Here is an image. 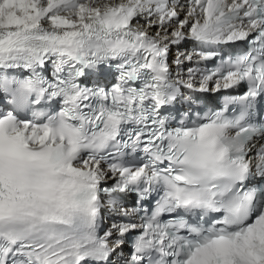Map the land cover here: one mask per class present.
<instances>
[{"label": "snow or ice", "instance_id": "obj_1", "mask_svg": "<svg viewBox=\"0 0 264 264\" xmlns=\"http://www.w3.org/2000/svg\"><path fill=\"white\" fill-rule=\"evenodd\" d=\"M0 264H264V0H0Z\"/></svg>", "mask_w": 264, "mask_h": 264}]
</instances>
